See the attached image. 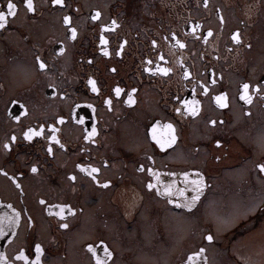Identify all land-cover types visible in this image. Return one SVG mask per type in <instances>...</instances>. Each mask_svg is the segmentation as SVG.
Masks as SVG:
<instances>
[{
    "label": "flooded vegetation",
    "instance_id": "af4514ba",
    "mask_svg": "<svg viewBox=\"0 0 264 264\" xmlns=\"http://www.w3.org/2000/svg\"><path fill=\"white\" fill-rule=\"evenodd\" d=\"M13 3L0 264H264V0Z\"/></svg>",
    "mask_w": 264,
    "mask_h": 264
},
{
    "label": "snow or ice",
    "instance_id": "6c2138e0",
    "mask_svg": "<svg viewBox=\"0 0 264 264\" xmlns=\"http://www.w3.org/2000/svg\"><path fill=\"white\" fill-rule=\"evenodd\" d=\"M23 3L25 4L28 12H34L35 11V7H34V3H33V0H23ZM52 3L53 4H59L61 3V0H52ZM16 12H17V5L15 3H13V0H8V3H7V11H0V28L4 27L6 21H7V17L9 15L11 16H15L16 15ZM64 21L65 23H68L69 22V17H64ZM211 34V33H209ZM71 35L73 37H75L76 35V29L75 28H72L71 29ZM237 39H238V36H237ZM61 51H63V49H61ZM37 61L39 62V67L41 69H45L47 67V65L45 64V62L43 60H41V58L38 56L37 58ZM165 71H169L168 69H165ZM242 89H243V93L241 95V99L245 100L247 103L251 104L252 103V95L250 94L249 92V89H250V85L249 83H244L242 85ZM95 90V89H94ZM259 86H257V91H259ZM135 91V89L133 90ZM116 92L117 94H119L120 92V89L117 88L116 89ZM216 102L217 104H219V106L221 108H224V107H227V94L226 93H221L220 95L216 96ZM177 111H179V109H177ZM196 114V110L193 109V115ZM63 119V118H61ZM211 123L215 124L216 122L215 121H211ZM167 127L171 130L173 128V126L171 124L167 125ZM31 131V130H30ZM93 133H95V129H93ZM26 136H28V133H25ZM29 139H31V136H28ZM153 138L155 139L156 137L153 136ZM12 139L14 140L15 139V136L12 137ZM87 139V137H86ZM176 141V136L173 134L170 139L167 141V143H175ZM57 143H59V141H57ZM157 143H161L159 140L157 141ZM217 145L220 144V141H216ZM165 143H161V147H165ZM5 148H8L9 145L8 144H5L4 145ZM61 147H63V145H61ZM49 152H51V148H49ZM258 167L260 168L261 171H264V164H260L258 165ZM37 169L35 167L32 168V171L35 172ZM93 171H98V169H93ZM73 180L75 179V177H71ZM93 179H95V177H93ZM149 187H152V185L150 184ZM197 191V195L193 196L192 197V202H195L196 200L199 199V191L198 189L196 190ZM41 203H44V201H41ZM185 207H188V208H191L192 207V203H188L185 205ZM61 212H63V206L61 207ZM61 227H64V228H67L68 225L67 224H62ZM206 239L208 241H211L213 239L212 235H208L206 237ZM36 251L37 253H39L41 251V247L39 244L36 245ZM204 249H201V252H203ZM105 252H107V249H105ZM108 256L111 257V253L110 252H107ZM39 259V257H37V260Z\"/></svg>",
    "mask_w": 264,
    "mask_h": 264
}]
</instances>
